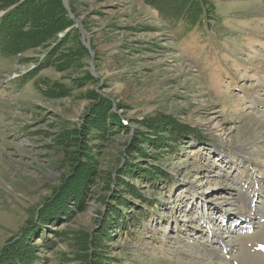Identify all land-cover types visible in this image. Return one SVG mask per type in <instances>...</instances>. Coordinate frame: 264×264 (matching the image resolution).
<instances>
[{"label":"rangeland","instance_id":"374dc122","mask_svg":"<svg viewBox=\"0 0 264 264\" xmlns=\"http://www.w3.org/2000/svg\"><path fill=\"white\" fill-rule=\"evenodd\" d=\"M210 1L172 34L142 0H0L30 43L0 55V259L27 228L38 264H264V0Z\"/></svg>","mask_w":264,"mask_h":264},{"label":"trees","instance_id":"16d2710c","mask_svg":"<svg viewBox=\"0 0 264 264\" xmlns=\"http://www.w3.org/2000/svg\"><path fill=\"white\" fill-rule=\"evenodd\" d=\"M144 4L151 6L154 8L157 12V15L167 21L168 23L178 26H196L199 28H202L203 26H208L209 21L213 19L214 17V7L210 0H142ZM25 2H20L12 5L9 7L8 11L4 13L0 17V55L1 56H13L20 51H23L27 49V47L30 45V43H24V42H18L17 41V35L21 33L22 35H25L26 33L22 31V23L21 17L19 11L23 8ZM26 4V3H25ZM25 7V6H24ZM48 60V57H46L45 60L38 63V66L36 69L40 66H42L44 63H46ZM34 67L30 72L34 73ZM166 128L167 136L163 137L161 139V135H159V132H155V135L158 137L159 143L164 144L165 147H168V149L175 153V149L177 148V143L180 142V140L187 138L189 136H194L195 139H197L200 142H203V138L197 136L194 132V129L189 128L188 126L179 125L176 123H169L168 125H164ZM163 131V130H161ZM164 132V131H163ZM167 138V139H166ZM165 140H169V142H165ZM167 145V146H166ZM154 170V172H153ZM140 171H143L146 178L143 176L144 179H147L150 184H155L156 178L153 177V173L155 177H159L163 180V182H167L169 179H171V176L168 175L164 171H158V169L155 168H146V169H138L136 170L137 173H140ZM140 177V174H138ZM128 185L126 188V194L130 193V196L133 199H136L138 201H147V199L138 192L137 188H134V186L130 185L125 181L124 185ZM110 187V186H109ZM62 192H65L63 189ZM121 205L125 206L126 199H124V196L121 197ZM49 202V201H48ZM47 202V203H48ZM47 217V216H46ZM137 216H132L133 219H137ZM53 219V216L50 217ZM115 218V217H114ZM118 218V216H117ZM128 219V218H127ZM112 220V219H111ZM121 220V221H120ZM48 218H41L39 220L38 226L41 227L44 224H47ZM124 223L126 222V219H123L122 217L119 218L118 221H116V224L118 222ZM112 224V223H111ZM108 223V225H111ZM102 229L101 234H113L115 233V230L112 229L111 232H108V228ZM112 228V227H109ZM27 228H24L22 231V235L17 243V241H13L8 243L2 250H3V256L0 259V264H38L39 263V255H36L34 253L33 247L30 246V240L31 236L34 234L31 230L27 231ZM37 230V229H36ZM109 237H111L109 235ZM39 238V237H38ZM87 257H92L90 255H87ZM91 259V258H89Z\"/></svg>","mask_w":264,"mask_h":264},{"label":"bare ground","instance_id":"6f19581e","mask_svg":"<svg viewBox=\"0 0 264 264\" xmlns=\"http://www.w3.org/2000/svg\"><path fill=\"white\" fill-rule=\"evenodd\" d=\"M255 99H258L259 100V98L257 97V96H255L254 97ZM263 100V99H262ZM261 100V101H262ZM264 102V101H263ZM242 151V154L241 155H243V157L244 158H246V154L243 152V150H241ZM260 193V192H259ZM260 195V194H259ZM261 197V196H260ZM263 197V196H262ZM250 199V198H249ZM250 203V202H249ZM255 215V214H254ZM259 216V215H258ZM263 216V215H262ZM261 218H264V217H261ZM252 220L253 219H250L249 220V218H248V220L244 223L245 225H243L244 227H247V226H250V227H252V228H254V226H256V227H258L257 225H255L253 222H252ZM232 223H234V220L232 221ZM256 223V222H255ZM258 224V223H257ZM241 228H243V227H241ZM258 232H259V230H258ZM218 239H220L222 242H223V240L224 239H222V237H218ZM226 243V245L229 247H232V242L231 241H227V242H225ZM230 249V252H231V248H229ZM254 251H255V253H257V251L254 249ZM258 254H260V259L262 260V262H263V260H264V254H262V253H258ZM256 256V255H255ZM264 263V262H263ZM171 264V263H170Z\"/></svg>","mask_w":264,"mask_h":264},{"label":"crops","instance_id":"0c3cea01","mask_svg":"<svg viewBox=\"0 0 264 264\" xmlns=\"http://www.w3.org/2000/svg\"><path fill=\"white\" fill-rule=\"evenodd\" d=\"M145 5V4H144ZM147 6V5H146ZM148 8H150L151 10H153L155 13H156V11L153 9V8H151V7H149V6H147ZM157 15V14H156ZM157 18H159L158 16H157Z\"/></svg>","mask_w":264,"mask_h":264}]
</instances>
